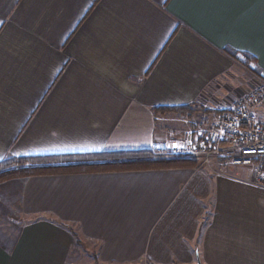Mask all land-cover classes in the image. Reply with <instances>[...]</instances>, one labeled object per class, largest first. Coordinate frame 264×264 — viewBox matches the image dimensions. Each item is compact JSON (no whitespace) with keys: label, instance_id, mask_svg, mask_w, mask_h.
Returning a JSON list of instances; mask_svg holds the SVG:
<instances>
[{"label":"crops","instance_id":"crops-1","mask_svg":"<svg viewBox=\"0 0 264 264\" xmlns=\"http://www.w3.org/2000/svg\"><path fill=\"white\" fill-rule=\"evenodd\" d=\"M0 22V160L166 149L193 122L181 108L228 79L233 54L264 79V0H0ZM197 258L264 264V185L252 169L0 182V264Z\"/></svg>","mask_w":264,"mask_h":264},{"label":"built area","instance_id":"built-area-1","mask_svg":"<svg viewBox=\"0 0 264 264\" xmlns=\"http://www.w3.org/2000/svg\"><path fill=\"white\" fill-rule=\"evenodd\" d=\"M253 78L255 84L234 103L222 107L212 122L188 128L181 140L166 150L195 158L207 167L213 163L226 168L260 162V167L252 169V177L264 185V79L257 74Z\"/></svg>","mask_w":264,"mask_h":264},{"label":"trees","instance_id":"trees-1","mask_svg":"<svg viewBox=\"0 0 264 264\" xmlns=\"http://www.w3.org/2000/svg\"><path fill=\"white\" fill-rule=\"evenodd\" d=\"M233 57L239 62L244 61L248 64L253 62V58L248 55L233 54ZM207 108L209 107L204 109V117L211 112ZM197 110V105H189L181 108L180 113L186 112L189 116ZM198 164L199 161L195 158L175 156L165 148L157 147L88 153L6 156L0 160V182L17 176L196 167Z\"/></svg>","mask_w":264,"mask_h":264},{"label":"rangeland","instance_id":"rangeland-1","mask_svg":"<svg viewBox=\"0 0 264 264\" xmlns=\"http://www.w3.org/2000/svg\"><path fill=\"white\" fill-rule=\"evenodd\" d=\"M246 64L248 63H245L244 61L243 62L237 61V65L234 66L235 68L232 71L231 75L227 77L228 79L222 82L218 87L214 85L212 87L213 89L210 88L208 90L209 92L203 95V97H206V99L201 100V102H199L198 104L199 106L197 105L198 110L193 113L194 114L192 116L193 122L191 123V125L187 126V129L188 127L190 128V126H194L198 124L204 125L207 120H208L207 123L212 122L216 118V116L219 114V111L222 109V107L229 106L232 103H234L236 98L239 95L246 92L251 86L255 84L253 74H256V73L253 71L254 69L253 63L249 62L248 65ZM221 91L224 92V94H221L222 93ZM206 106L209 107L207 109L211 111L207 115V119L204 118V113H205L204 109L206 108ZM179 129H182V126ZM187 129H185L184 131H186ZM181 138L182 136L178 140H175V141L173 140V143L180 141ZM198 165L201 166L202 164L199 162ZM216 166L218 165H216V163L215 164L213 163L212 165L209 166V168L210 169L216 168ZM260 166H261L260 162H253L251 165H248V166L234 165V167H237V168L247 167L250 169H253L255 167H260ZM111 172H116V171H111ZM84 173H89V172H84ZM17 177H25V176H17ZM17 177H13V178H17ZM8 179H11V178H8Z\"/></svg>","mask_w":264,"mask_h":264},{"label":"water","instance_id":"water-1","mask_svg":"<svg viewBox=\"0 0 264 264\" xmlns=\"http://www.w3.org/2000/svg\"><path fill=\"white\" fill-rule=\"evenodd\" d=\"M195 264H202L201 262H200V260L197 258V260H196V263Z\"/></svg>","mask_w":264,"mask_h":264},{"label":"snow or ice","instance_id":"snow-or-ice-1","mask_svg":"<svg viewBox=\"0 0 264 264\" xmlns=\"http://www.w3.org/2000/svg\"><path fill=\"white\" fill-rule=\"evenodd\" d=\"M0 23H2V22H0Z\"/></svg>","mask_w":264,"mask_h":264}]
</instances>
